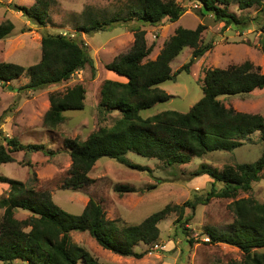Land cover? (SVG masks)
<instances>
[{
	"label": "trees",
	"instance_id": "1",
	"mask_svg": "<svg viewBox=\"0 0 264 264\" xmlns=\"http://www.w3.org/2000/svg\"><path fill=\"white\" fill-rule=\"evenodd\" d=\"M125 17L114 16L108 20L91 22L83 31L106 30L118 21L137 19L144 24L157 26L168 19L175 22L186 12L176 0H136ZM201 6L203 16L210 15L214 22H224V27H234L239 32L263 17L264 0H195ZM238 10L259 6L257 16L241 15L230 10L232 4ZM51 0H38L33 6L11 4V8L22 12L33 23L44 26L49 15ZM208 27L200 23L196 28L179 26L156 59H148L153 47L148 46L146 31L132 26L134 44L130 52L118 56L107 68L128 78L127 82L113 79L104 81L101 89L99 111L120 110L121 118L112 127L92 133L87 140L68 138L65 146L72 158L69 179L65 186L80 189L91 184L89 177L96 162L102 157L117 160L135 170L146 171V166L135 164L127 158L128 152L157 158L169 166L189 163L194 156H204L217 150H234L256 131L264 135V117L260 113L238 111L226 106L220 96L235 95L264 88V73L252 61L246 60L227 68H210L205 72L203 96L188 112L166 110L150 117L140 112L156 103L172 98L159 85L172 81L179 71H190L194 59L213 49L214 41L200 43L202 32ZM15 29L8 19L0 24V39H5ZM264 52V36L259 38ZM185 47L193 48L192 58L181 69L173 73L170 63ZM87 65L94 69V60L84 44L63 34H48L42 38L41 60L26 68L23 65L0 61V82L8 83L22 76H30L20 89L37 91L72 78ZM85 87L78 83L65 92H50V108L43 123L54 128L65 120L64 112L84 108ZM1 119V118H0ZM6 144H0V163L14 160L17 151L42 152L55 156L56 151L40 143H23L18 138L4 136ZM264 141V140H263ZM32 167V162H28ZM264 170V151L253 163L226 165L222 171L202 164L191 176L209 175L214 179L206 194L195 191L192 199L183 204H167L138 224L120 226L116 220L106 218L102 204L90 197L80 214L70 213L55 203L51 193L17 179L8 178V196L0 200L4 214L0 222V261L11 263L21 260L26 264H105L86 248L76 244L72 231H88L104 249L124 257L141 259L146 253L134 250L140 242L151 244L160 235L158 223L169 213L177 212L178 228L184 235L190 231L186 225L198 205H206L212 198H233L239 191L248 192L252 183L259 179ZM161 179H159V182ZM158 182V183H159ZM217 182L224 184L217 188ZM153 184L148 189H153ZM115 191L124 194L135 192L129 185H116ZM234 220L228 230L207 226L211 243H224L238 247L243 252L240 261L225 264H264V202L253 197L235 199L230 204ZM19 210L28 211L25 219H18ZM190 210L191 214H187Z\"/></svg>",
	"mask_w": 264,
	"mask_h": 264
},
{
	"label": "rangeland",
	"instance_id": "2",
	"mask_svg": "<svg viewBox=\"0 0 264 264\" xmlns=\"http://www.w3.org/2000/svg\"><path fill=\"white\" fill-rule=\"evenodd\" d=\"M186 12L179 20H164L157 26L144 24L137 19L118 21L106 30H92L86 33L82 28L92 21L108 20L114 16L125 17L136 0H51L49 15L44 26L30 21L22 12L11 8V4L33 6L38 0H0V24L10 19L15 29L10 36L0 39V61L17 63L28 68L38 63L42 57V38L48 34H63L84 44L94 60V69L87 65L73 74L72 78L59 84L37 91L20 89L30 76L26 71L22 76L8 82L18 90H11L7 83L0 82V144H6L4 136L18 138L23 143H40L56 151L55 156L42 152L17 151L12 153L14 160L0 163V200L8 196V178L17 179L51 193L55 203L64 210L80 214L90 197L98 200L105 211L106 218L116 220L120 226L138 224L167 204H183L192 199L194 192L206 194L212 188L214 179L207 174L191 176L202 164L222 171L226 165L253 163L264 151V135L256 131L234 150H217L204 156H194L187 164L169 166L157 158H149L133 152L127 158L150 169L140 171L131 169L117 160L102 157L89 173L94 179L91 184L80 189L66 187L72 158L65 146L68 138L85 141L94 132L112 127L121 118L120 110L113 109L100 113L101 89L105 80L113 79L127 82L126 76L109 70L108 64L118 56L131 51L135 36L132 26L146 31L148 46L153 47L148 59L154 60L179 26L196 28L200 23L208 27L201 34L202 44L214 41V48L203 56L195 58L190 71L177 72L192 58L193 48L185 47L170 63L175 75L172 81H165L159 87L172 98L141 110L143 117H150L166 110L188 112L203 96L205 72L210 68H227L246 60L252 61L264 73V52L259 38L263 17L260 16L250 29L239 32L234 27H224V22H214L210 15L203 16L201 7L195 0H176ZM230 10L241 15L257 16L260 7L254 6L238 10L233 3ZM81 83L85 87L84 108L64 112L65 120L54 128L46 127L43 118L50 108L49 93L65 92ZM228 107L248 113H260L264 117V88L251 92L219 97ZM32 162V167L28 162ZM159 179L161 181L159 182ZM159 182V183H158ZM129 185L135 192L120 194L116 185ZM156 184L153 189L149 186ZM217 182L216 187L222 188ZM253 197L264 202V170L259 179L252 183L248 192L239 191L235 199ZM233 198H212L206 205H198L186 225L190 228L185 235L178 228L177 212L167 214L159 223V238L151 243L140 242L135 251L147 253L141 258L124 257L104 249L88 232L72 231V240L86 248L99 261L105 264H225L232 260L240 261L243 252L236 246L224 243H211L207 237V226L218 230H228L234 220L230 208ZM4 209L0 207V222ZM187 214H191L188 210ZM30 213L19 210L18 219H25ZM258 251H264L260 248ZM0 264H26L21 260ZM82 264V263H81Z\"/></svg>",
	"mask_w": 264,
	"mask_h": 264
},
{
	"label": "water",
	"instance_id": "3",
	"mask_svg": "<svg viewBox=\"0 0 264 264\" xmlns=\"http://www.w3.org/2000/svg\"><path fill=\"white\" fill-rule=\"evenodd\" d=\"M7 87L11 90H18V88H14L11 84L7 83Z\"/></svg>",
	"mask_w": 264,
	"mask_h": 264
},
{
	"label": "clouds",
	"instance_id": "4",
	"mask_svg": "<svg viewBox=\"0 0 264 264\" xmlns=\"http://www.w3.org/2000/svg\"><path fill=\"white\" fill-rule=\"evenodd\" d=\"M207 237L209 238V240H210V236H209V234H207ZM209 240H206V241H209Z\"/></svg>",
	"mask_w": 264,
	"mask_h": 264
},
{
	"label": "built area",
	"instance_id": "5",
	"mask_svg": "<svg viewBox=\"0 0 264 264\" xmlns=\"http://www.w3.org/2000/svg\"><path fill=\"white\" fill-rule=\"evenodd\" d=\"M208 240H209V238H208Z\"/></svg>",
	"mask_w": 264,
	"mask_h": 264
}]
</instances>
